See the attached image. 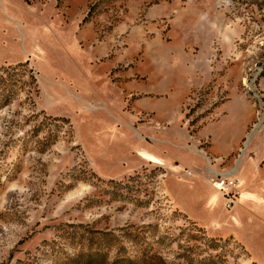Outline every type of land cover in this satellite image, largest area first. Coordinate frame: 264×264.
I'll return each instance as SVG.
<instances>
[{
	"label": "rangeland",
	"instance_id": "1",
	"mask_svg": "<svg viewBox=\"0 0 264 264\" xmlns=\"http://www.w3.org/2000/svg\"><path fill=\"white\" fill-rule=\"evenodd\" d=\"M0 264H264V0H0Z\"/></svg>",
	"mask_w": 264,
	"mask_h": 264
},
{
	"label": "built area",
	"instance_id": "2",
	"mask_svg": "<svg viewBox=\"0 0 264 264\" xmlns=\"http://www.w3.org/2000/svg\"><path fill=\"white\" fill-rule=\"evenodd\" d=\"M233 170L215 173L211 180L228 196L227 206L231 207L238 199V187L240 180Z\"/></svg>",
	"mask_w": 264,
	"mask_h": 264
},
{
	"label": "trees",
	"instance_id": "3",
	"mask_svg": "<svg viewBox=\"0 0 264 264\" xmlns=\"http://www.w3.org/2000/svg\"><path fill=\"white\" fill-rule=\"evenodd\" d=\"M27 65H28L27 62H20V63L15 64L14 67L17 68L19 66H27ZM29 72H30V74H29V86L31 88H36V90H38L37 89V83H36V77H35V74H34L32 68L29 69ZM13 96L14 95H9L10 99H8V97H7V100L4 101L3 103L7 104L11 99L14 98ZM50 117L55 119V120L63 122L65 125H67L70 128L69 119L66 118L65 116H52V115H50ZM58 139H59V130L57 132L51 133L46 138L43 146L41 147V150L46 151L49 147H51L53 144H55L58 141ZM230 237L233 238L232 235Z\"/></svg>",
	"mask_w": 264,
	"mask_h": 264
},
{
	"label": "crops",
	"instance_id": "4",
	"mask_svg": "<svg viewBox=\"0 0 264 264\" xmlns=\"http://www.w3.org/2000/svg\"><path fill=\"white\" fill-rule=\"evenodd\" d=\"M236 175V170L233 172ZM238 177V176H237ZM239 178V177H238ZM240 180V179H239Z\"/></svg>",
	"mask_w": 264,
	"mask_h": 264
}]
</instances>
